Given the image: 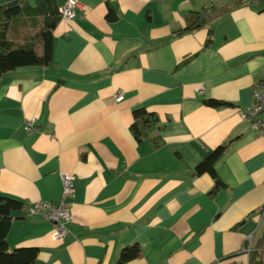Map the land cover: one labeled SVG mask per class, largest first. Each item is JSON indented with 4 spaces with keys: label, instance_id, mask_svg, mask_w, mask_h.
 I'll return each mask as SVG.
<instances>
[{
    "label": "crops",
    "instance_id": "0c3cea01",
    "mask_svg": "<svg viewBox=\"0 0 264 264\" xmlns=\"http://www.w3.org/2000/svg\"><path fill=\"white\" fill-rule=\"evenodd\" d=\"M79 2L53 30L50 66L0 77V197L58 204L63 173L77 176L70 234L54 239L52 222L23 209L10 248L38 247L34 264L246 260L247 239L256 249L264 235V135L240 110L264 78V2ZM202 12L208 22L180 33ZM141 107L159 121L139 141L131 126ZM31 117L37 128L28 132ZM223 144L218 178L195 174ZM134 245L140 255L122 262Z\"/></svg>",
    "mask_w": 264,
    "mask_h": 264
},
{
    "label": "trees",
    "instance_id": "16d2710c",
    "mask_svg": "<svg viewBox=\"0 0 264 264\" xmlns=\"http://www.w3.org/2000/svg\"><path fill=\"white\" fill-rule=\"evenodd\" d=\"M1 1V0H0ZM5 1V0H4ZM108 19L116 18L111 10ZM61 8L57 0H37L32 5L27 0H6L0 6V77L23 66H50L54 56L53 30L61 20ZM211 18L207 12L195 13L188 19L187 27L181 31L193 30ZM192 56L186 58L182 64L188 62ZM205 103L213 107L227 105V102L208 99ZM159 117L156 113L148 111L145 107L134 111V121L131 129L141 140L147 137L146 131L157 124ZM228 144L215 148L195 168V174L210 173L218 178L215 164L222 156ZM221 182L217 183V188ZM26 204L16 198L0 197V264H34L39 248L17 247L11 249L8 234L15 219V213L25 209ZM264 249V235L251 253V264H260L257 257L262 255ZM141 248L134 245L125 248L121 254V261H128L140 255Z\"/></svg>",
    "mask_w": 264,
    "mask_h": 264
},
{
    "label": "built area",
    "instance_id": "2783aa9c",
    "mask_svg": "<svg viewBox=\"0 0 264 264\" xmlns=\"http://www.w3.org/2000/svg\"><path fill=\"white\" fill-rule=\"evenodd\" d=\"M220 0H211V3H217ZM237 4L260 3L264 0H228ZM79 0H66L61 7V15L64 19H73L75 17V9L79 6ZM205 87H197L198 93H203ZM124 98L123 94L117 96V101ZM240 116L243 120L251 123L253 129L264 135V78L257 81L253 88V103L240 110ZM37 128V118L31 117L25 121V130L31 132ZM77 176L71 173H63L62 183V200L60 203H53L49 201H38L32 204H27L25 207L29 215H39L42 218L53 223V238L56 240H64L69 234L68 223L73 220V216L69 211L70 198L75 192V181ZM255 248L252 245V236L247 239V245L243 252L248 256L246 260L229 257L221 261V264H251L250 255Z\"/></svg>",
    "mask_w": 264,
    "mask_h": 264
},
{
    "label": "rangeland",
    "instance_id": "374dc122",
    "mask_svg": "<svg viewBox=\"0 0 264 264\" xmlns=\"http://www.w3.org/2000/svg\"><path fill=\"white\" fill-rule=\"evenodd\" d=\"M36 3V2H35ZM35 3H33V4H35Z\"/></svg>",
    "mask_w": 264,
    "mask_h": 264
}]
</instances>
